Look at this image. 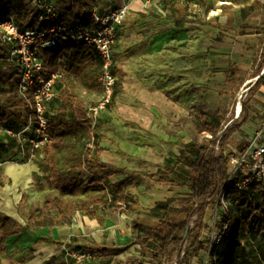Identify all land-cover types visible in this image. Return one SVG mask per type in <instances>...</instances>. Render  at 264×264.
Instances as JSON below:
<instances>
[{
  "label": "rangeland",
  "instance_id": "374dc122",
  "mask_svg": "<svg viewBox=\"0 0 264 264\" xmlns=\"http://www.w3.org/2000/svg\"><path fill=\"white\" fill-rule=\"evenodd\" d=\"M178 1L183 3L179 9L180 20L171 17L175 26L160 52L150 49L133 59L134 46L126 53H123L125 48L117 46V56L126 55V60L117 59L125 75L113 104L98 122L100 160L124 170L109 177L106 183L128 178L126 192L131 197L121 209L116 201L109 207L99 208L104 224L96 231H87L85 238L70 240L63 247L64 259L50 260L47 264H76L69 252L79 247L127 246L135 238V222L154 227L186 221L193 202L187 169L181 160L182 143L209 144L211 137L200 134L199 127L207 114L217 110L224 115L219 138L231 127L241 124L245 112L253 125L264 121V86L254 91L258 75L264 74V0H252L250 14L229 0ZM177 64L180 65L178 74L173 73ZM4 65L0 61V69ZM248 81L252 83L246 84ZM84 96L91 102L98 100L95 94ZM20 102L17 79H13L0 93V105L9 106L15 114L26 117ZM240 110L242 114L238 115ZM155 122L160 129L165 126L164 133L148 130L149 124ZM247 137L245 132L238 131L225 146L224 154L230 158L236 156ZM216 153H220L218 147ZM43 160V154L36 159L24 158L16 146L1 153L0 194L13 188L5 175L7 165L19 167L36 161L43 174L41 178H45L48 167ZM91 175V171H85L81 180L88 183ZM55 194L59 190L50 189L48 197L53 198ZM12 202L14 214L21 224H26L31 199L27 197L18 203L12 196ZM7 208L6 202L0 203V213H6ZM207 213L203 222L198 216L193 218L190 224L193 236L185 241L181 251L172 245L164 256L145 258L139 245L119 256L112 251L100 253L90 249L93 259L87 264H200L201 253L196 255L193 244L196 238L207 240L211 206ZM184 236V233L178 234V238ZM256 237V232L249 227L243 233V244L250 253L249 264H264V259L260 260L262 255L252 244ZM9 252L7 249L0 254V264H15L10 261Z\"/></svg>",
  "mask_w": 264,
  "mask_h": 264
},
{
  "label": "trees",
  "instance_id": "16d2710c",
  "mask_svg": "<svg viewBox=\"0 0 264 264\" xmlns=\"http://www.w3.org/2000/svg\"><path fill=\"white\" fill-rule=\"evenodd\" d=\"M94 1V0H91ZM250 14L253 8L252 0H229ZM70 10L62 14V19H83L90 14L91 9L82 0H72ZM12 17L18 28L27 29L45 27L38 21L30 8V0H0V22ZM46 67L49 72H61L62 79L57 84L58 97L51 106L49 131L52 144L42 150L44 162L48 167L45 180L50 189L59 190V195L48 199L41 208L28 213L26 224L0 213V254L4 252L7 241L25 232L43 228L71 226L77 213L96 219L101 225L103 218L99 208L109 207L116 201L121 207L130 195L126 192L128 178L116 183H106L109 177L124 172L114 165L100 160L102 149L98 143L99 130L94 128L89 119L88 106L95 104L102 95L100 78L103 60L95 48L84 43H59L56 47L43 52ZM4 67L0 69V93L13 79L17 78L16 70L8 65L5 56L0 54ZM119 78L123 74L118 72ZM119 84L116 95L119 92ZM264 86V74L258 75L254 91L258 92ZM98 95L96 102H91L84 95ZM116 97V96H115ZM27 113L28 107L20 102ZM245 119L221 138L220 133L224 121L221 110L210 112L204 117L199 127L200 134H208L211 142L207 145L189 143L183 146L181 160L188 173L190 198L193 202L187 211L186 221L180 224L162 223L149 227L135 222V238L124 247L99 246L100 253L112 251L115 256L125 253L130 247L139 245L142 256H164L172 245L182 250L185 241L192 238L191 221L198 216L202 222L208 216L209 207L219 194L228 179L230 157L224 154V149L230 138L249 121ZM27 125V118L15 114L9 106L0 105V127L19 130ZM95 148L91 149L90 145ZM243 145L241 151L244 149ZM15 142L5 143L0 138V154L11 150ZM216 147L220 153H216ZM85 171H91L88 183L81 180ZM240 174L235 177L239 180ZM165 181V180H161ZM27 196H23L22 202ZM229 212L222 216L221 222L228 223L229 228L222 241L212 251L214 264H249L250 253L243 244V233L251 227L257 235L264 234V186L256 182L247 192H240L236 187H228ZM209 229V226H208ZM184 233L183 238L178 234ZM195 253L199 255L205 250V243L194 240ZM78 250H84L79 247ZM88 250V251H91ZM200 257V256H199ZM182 264V263H181Z\"/></svg>",
  "mask_w": 264,
  "mask_h": 264
},
{
  "label": "built area",
  "instance_id": "2783aa9c",
  "mask_svg": "<svg viewBox=\"0 0 264 264\" xmlns=\"http://www.w3.org/2000/svg\"><path fill=\"white\" fill-rule=\"evenodd\" d=\"M145 3L150 5L152 0H145ZM30 8L38 16V21L45 23V27L21 31L12 17L0 22V54L16 70L20 101L29 109L27 125L19 130L0 127V138L5 143L15 142L21 156L28 160L38 158L43 148L53 142L48 115L58 97L57 84L63 77L61 72L48 71L43 52L67 42L84 43L96 49L103 60L100 78L103 90L99 100L87 109L92 126L97 128L101 114L110 108L116 96L119 77L114 47L118 30L128 14L126 7L108 12L92 8L83 19L67 20L62 19L55 0H30ZM241 111L237 114L240 115ZM241 131L248 136L246 145L230 159L228 179L212 206L200 264H214L212 251L228 231L229 224L221 222L222 216L230 208L228 187L232 185L240 192H247L256 182L264 186V121L256 127L247 126ZM90 148L94 149V144ZM239 174V180L235 181ZM69 256L76 264H87L93 259V254L88 250L72 249Z\"/></svg>",
  "mask_w": 264,
  "mask_h": 264
},
{
  "label": "crops",
  "instance_id": "0c3cea01",
  "mask_svg": "<svg viewBox=\"0 0 264 264\" xmlns=\"http://www.w3.org/2000/svg\"><path fill=\"white\" fill-rule=\"evenodd\" d=\"M71 1L72 0H55L61 14L70 10ZM82 2L88 9L98 8L101 12H108L125 7L128 8L127 18L118 30V37L120 36V40H117L114 47L117 75L119 77L118 72H121L123 78L125 73L121 70V67L118 66L117 59L119 60V58H121L122 60H126V55H123V53H126L127 50L133 46L135 47V51L131 54L133 59L138 58V56L145 51H150V49L153 50L154 53L160 52V47L164 45V41H168V36L175 26L171 17L174 18L173 20H180L179 9L180 6L183 5V3L178 0H152L150 5H146L145 0H82ZM177 28L179 30V27ZM166 45L168 47V44ZM117 46L125 48L119 57L117 56ZM165 51H168V49L166 48ZM179 71L180 65L177 64L173 73L178 74ZM119 80L121 81L120 78ZM250 83H252V81H248L246 84ZM250 122L251 121H248L240 130L247 126L256 127L259 125H253ZM156 124V122L150 123L148 130L156 134L164 133L165 126H162L160 129L159 125L156 126ZM182 145L184 146L185 143H182ZM103 162L111 164L109 162ZM5 175L8 177L9 182L13 183V188L5 190L0 194V203L6 202L8 207L7 212H1L2 214L20 222L17 214H14L15 209L12 196L18 203H21L24 195L27 196L28 199H31L28 213L32 210L41 208L46 200L52 199V197H48L50 187L45 178H41L43 174L40 172V164L38 162L34 161L19 167L7 165L5 168ZM58 195L55 194L53 198ZM102 218L104 224L105 218L103 216ZM100 225L101 224L96 219L79 213L75 216L71 226L38 229L32 232H25L9 239L7 241L9 247L8 244L7 246L5 244L4 251H7V249H9V251L11 250V253L9 252L11 254L9 255L11 257L10 261L15 264H47L50 260H62L64 259L63 247L67 246L70 240H75V238L77 239L80 236L85 238L87 231H96ZM85 240L86 239H83L82 241ZM252 244L255 245L257 252H259L258 254L262 255L260 256V260L264 259V234L261 233L257 235ZM95 247H99V245L95 244ZM88 248L82 249L90 250L92 247ZM4 257H7V255ZM3 261L5 260L3 259Z\"/></svg>",
  "mask_w": 264,
  "mask_h": 264
}]
</instances>
